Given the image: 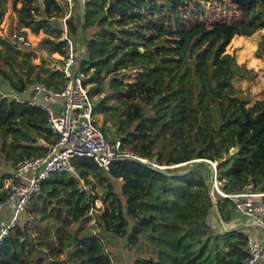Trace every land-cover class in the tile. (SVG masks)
<instances>
[{"label":"trees","instance_id":"trees-1","mask_svg":"<svg viewBox=\"0 0 264 264\" xmlns=\"http://www.w3.org/2000/svg\"><path fill=\"white\" fill-rule=\"evenodd\" d=\"M204 1L85 0L80 13L70 17L69 31L83 52L80 66L88 74L104 134L172 165L164 169L175 174L134 159L105 169L91 156L74 157V171L52 173L33 197L32 209L40 213L34 225L27 227L22 218L3 237L0 264H117L109 245L120 237L131 250V264H162L165 252L156 240L163 211L177 229L170 258L175 252L185 264H246L244 229L226 231L220 221L232 226L236 201L217 191L212 197L207 160L218 162L224 191L239 192L250 183L252 190H264V97L248 105L250 98L238 96L233 85L221 86L217 72L236 35L253 36L264 28V0H232L242 16L210 24L202 17ZM14 7L18 31L43 30L47 36L39 47L50 55L65 54L59 0H14ZM5 11L0 0V23ZM35 53L31 46L19 47L13 32L0 35V201L9 176L4 161L15 166L25 155H41L55 139L44 109L1 93L23 95L35 82L63 83L64 73L45 57L33 62ZM223 56L219 73L225 74L227 52ZM233 72L231 66L226 83ZM113 128L116 135L109 132ZM234 147L238 151L232 152ZM98 198L104 206L96 205ZM91 211L95 225L85 227ZM34 227L55 237L35 234Z\"/></svg>","mask_w":264,"mask_h":264},{"label":"built area","instance_id":"built-area-1","mask_svg":"<svg viewBox=\"0 0 264 264\" xmlns=\"http://www.w3.org/2000/svg\"><path fill=\"white\" fill-rule=\"evenodd\" d=\"M64 5V14L60 17L62 34L59 39L66 41V52L61 55L56 69L64 73V81L59 86L35 82L28 98L14 90L1 91L3 97L16 101L27 100L30 105L44 109L48 114V125L53 130L55 139L47 145L41 155H25L9 170L5 183V199L0 201V220H6L0 227V242L10 230L20 222L22 211L31 214L33 197L41 190L42 183L52 173L74 171L73 158L91 156L98 164L109 169L117 160L134 159L160 168L170 165L159 164L155 159L141 156L136 151L125 147L121 139L109 140L98 124L94 112L88 74L82 70L80 63L83 52L76 42L77 36L69 31L68 20L78 14L76 0H59ZM19 47H29L32 42L26 34L13 32ZM216 168V162L207 160ZM214 189L224 196L236 201L235 212L247 216L251 225L258 230L246 232V264H264V190H252V183L239 192L228 193L221 189L218 170H213ZM214 197V193L212 191ZM262 197V198H260ZM259 198V199H258ZM6 213V215H4ZM34 217H28L27 227L34 225Z\"/></svg>","mask_w":264,"mask_h":264},{"label":"rangeland","instance_id":"rangeland-1","mask_svg":"<svg viewBox=\"0 0 264 264\" xmlns=\"http://www.w3.org/2000/svg\"><path fill=\"white\" fill-rule=\"evenodd\" d=\"M80 4L84 8L85 0H79ZM21 5V1L17 2V6ZM204 13L202 17L208 20V23H212L216 20H223L232 22L239 19L242 16V13L239 9H237L236 5L232 2V0H207L204 1ZM6 11L3 17L2 22L0 23V35L3 37H8L12 32H17L19 30L17 12L14 7V0H5ZM148 24H151L149 22ZM21 30H31L29 27L22 28ZM28 36V35H27ZM47 36V33L41 30L38 34L33 35L30 34L28 37L31 40V48L35 50V55L32 56V60L36 64H40L42 62V58L45 57L47 63L51 67H55L60 63L61 55L57 52L53 54H49L45 49L39 47L44 37ZM227 52V61L228 67L227 72L225 74L219 73V61L224 57V53ZM222 54L221 58L217 63V72L220 77V84L222 87L228 89L231 85L236 92V94L240 97H248L250 101L248 105H252L257 100L264 97V28L260 31H257L253 36H244V35H236L230 43L226 46V49ZM231 66L234 70V76L231 79V84L226 83L224 79L228 77L231 73ZM90 86V85H89ZM6 92H10V90H6ZM142 90H139L137 96H141ZM28 96V94H24ZM128 99L131 97L127 96ZM98 124L101 126L103 124L102 114H96ZM107 122L106 124H108ZM115 129L113 128L109 132L111 134L116 135ZM211 165V164H210ZM216 165H219L216 161ZM3 169L8 172L12 169V162L3 163ZM172 166V165H170ZM209 167V166H208ZM215 170L217 168H213ZM1 172V171H0ZM95 180V179H94ZM95 184V189L101 193L102 185L97 181ZM214 184L212 183V191L213 193L216 191L214 189ZM216 188V187H215ZM262 198V197H260ZM259 199V198H258ZM95 203L97 206H104L101 199H96ZM51 208V206L49 207ZM39 216L40 213L38 211L31 210V214L29 215L27 212L22 211L20 214V222H22V218L28 220V217ZM10 215L7 217V221H9ZM53 218V216H52ZM215 219L214 214L211 213L210 220ZM6 222L4 218H2ZM162 224L160 226V237L156 240L157 246L165 252L162 256V264H185L180 261V257L175 252L172 253V257L170 258V244L174 241L175 233L177 229H171L174 226V219L170 217L166 212L163 211V219ZM1 221V220H0ZM217 222V220H215ZM19 222V223H20ZM3 223H0V227L2 228ZM85 227L94 226V212L91 211V215L84 222ZM43 228L45 230H49V224L46 222L43 223ZM79 227V224L74 226L73 228ZM35 234H41L45 238H54L55 234L52 233L51 237L47 232L40 233L38 229L33 228ZM109 248L114 250L115 261L117 264H131L132 253L130 249H127L125 246V238H114L113 243H110ZM172 251V250H171ZM64 256V253L61 254V257ZM179 259V261H177Z\"/></svg>","mask_w":264,"mask_h":264},{"label":"crops","instance_id":"crops-1","mask_svg":"<svg viewBox=\"0 0 264 264\" xmlns=\"http://www.w3.org/2000/svg\"><path fill=\"white\" fill-rule=\"evenodd\" d=\"M76 3H77V8L79 9L78 13H80L83 6L80 4L79 0H76ZM24 28H26V27H24ZM30 34L36 35L37 33H34L32 30H28V32H26V35L29 36ZM31 88L25 92V94H28V96H26L24 94L21 96H23L24 98H28L30 91H31ZM3 91H5V90H3ZM4 215H6V213ZM2 218H4L6 220L5 216H2ZM3 222L4 221L1 219L0 223H3ZM231 224H232V226H234V228H240L241 227L242 229H244L245 233L249 232V231H254L255 233L258 232V230L256 228H254L251 225V223L248 221L247 216L245 214L240 213V212H235V215L233 216ZM259 264H263V263H259Z\"/></svg>","mask_w":264,"mask_h":264},{"label":"water","instance_id":"water-1","mask_svg":"<svg viewBox=\"0 0 264 264\" xmlns=\"http://www.w3.org/2000/svg\"><path fill=\"white\" fill-rule=\"evenodd\" d=\"M236 151H238V148H236V147L232 148V152H236ZM152 166H153V165H152ZM153 167H155V168H157L158 170H161V171H163V172L169 173V174H175V173H173V172H169L168 170H165L164 168H160V167H156V166H153ZM215 167H216L217 170H218L219 165H216ZM182 173H183V172H181V173H179V174H182ZM212 197H213V195H212ZM213 198H214V197H213ZM214 201H215V200H214ZM220 221H221V224H222L223 228H224L226 231H231V230H234V229H235L234 226H228V225L226 224V222L223 220L222 217H220Z\"/></svg>","mask_w":264,"mask_h":264}]
</instances>
